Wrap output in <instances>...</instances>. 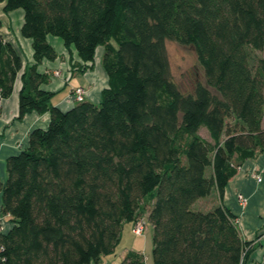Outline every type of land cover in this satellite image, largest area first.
I'll return each instance as SVG.
<instances>
[{
    "label": "trees",
    "instance_id": "1",
    "mask_svg": "<svg viewBox=\"0 0 264 264\" xmlns=\"http://www.w3.org/2000/svg\"><path fill=\"white\" fill-rule=\"evenodd\" d=\"M0 3L5 13L22 10L20 33L33 50L23 66L0 32V99L20 73L18 118L49 113L6 161L1 212L12 225L0 233V264L98 263L148 196L153 264H246L253 246L237 218L223 205L194 204L213 189L222 198L239 162L264 151V58L255 54L264 49V0ZM48 35L76 51L82 70L103 48L99 104H52L54 93L41 89L49 75L38 71L58 56ZM166 39L194 48L203 81L189 93L169 77ZM119 264L146 263L128 251Z\"/></svg>",
    "mask_w": 264,
    "mask_h": 264
},
{
    "label": "crops",
    "instance_id": "2",
    "mask_svg": "<svg viewBox=\"0 0 264 264\" xmlns=\"http://www.w3.org/2000/svg\"><path fill=\"white\" fill-rule=\"evenodd\" d=\"M3 5L0 3V32L4 40L20 54L23 66H29L33 63V50L31 40L24 38L20 33L23 12L17 9L5 13ZM4 15L15 17V25L12 26L9 19L4 21ZM47 41L54 47L58 56L54 61L43 60L38 65V71L46 72L49 75L48 83L41 85V89L54 93L51 99L52 104L63 111L74 106L78 101L74 99L71 92L77 87H82L85 90L84 100L99 104L102 90L108 86V78L101 65L103 48H97L93 65L82 70L79 57L72 47L67 49L61 38L50 35L47 36ZM69 67L72 68V73L68 78L55 76L56 69H61L65 74ZM20 88L19 73L11 94L7 98L0 99V209L2 206L1 187L7 178L6 161L8 157L26 148L28 134L33 128H46L49 123L48 112L32 111L26 113L22 118H18ZM254 173L261 175L260 181L253 176ZM211 193L213 195H210ZM211 193L209 194L210 198L199 199L197 201L200 203L199 207L195 209L207 211L217 205L226 207L237 218L235 224L241 238L250 241L253 246L246 264H261L264 260V151H257L253 157L239 162L238 170L229 180L222 198H219L215 189ZM238 194L247 198L244 208L238 202ZM0 217V233H5L10 229L12 223L9 216L2 212ZM128 223L133 228L134 222ZM132 228H130L131 231ZM120 239L121 234L119 241ZM128 251L141 253L140 250L134 248ZM128 251L122 253V257ZM122 257L120 258L122 259ZM120 258L110 254L102 256L98 263L90 264H119Z\"/></svg>",
    "mask_w": 264,
    "mask_h": 264
},
{
    "label": "rangeland",
    "instance_id": "3",
    "mask_svg": "<svg viewBox=\"0 0 264 264\" xmlns=\"http://www.w3.org/2000/svg\"><path fill=\"white\" fill-rule=\"evenodd\" d=\"M7 16L10 18H8ZM14 18L10 15H4V21H7V19H9L10 24H12V26H14L16 22V18ZM164 45L169 63L170 79L179 87V89L183 93L191 92L194 87V84L197 81H203V70L197 60L194 48L188 45H181L169 39L165 40ZM255 54L258 57L264 58V49L261 51H256ZM71 69L72 68L69 67L65 74L61 69H56L54 73L55 76H65L66 78H68L69 75L72 73ZM230 123V126H233L235 124V120L231 118ZM205 132H207L206 129H201V133L206 136ZM155 192L156 190L153 193ZM210 195H213V193H211ZM210 195L207 197L210 198ZM148 197H146L145 201L140 206L141 219L139 220H144L145 222V228L143 229L142 233L140 235L132 233L130 229L132 228V226L128 222H126V224L124 223L125 225L123 224L124 226H122L121 231V239L117 244L114 253L111 254V256L120 258L122 257V253L134 248L136 250L141 251L146 264H153L152 227L147 218L146 210V204H148V202L150 201ZM199 204L200 203L196 202L194 207H199Z\"/></svg>",
    "mask_w": 264,
    "mask_h": 264
},
{
    "label": "built area",
    "instance_id": "4",
    "mask_svg": "<svg viewBox=\"0 0 264 264\" xmlns=\"http://www.w3.org/2000/svg\"><path fill=\"white\" fill-rule=\"evenodd\" d=\"M72 95H73V97H74V99L76 101H82L85 98L86 92H85V90L82 87H77V88L73 89ZM253 176L258 181L261 180V175L260 174L254 173ZM237 198H238V202H239L240 206L242 208H244V206L247 203V199L241 194H238ZM0 214H1V209H0ZM0 220H1V217H0ZM144 228H145L144 220H137L135 222V224L133 225L132 231H133L134 234L140 235Z\"/></svg>",
    "mask_w": 264,
    "mask_h": 264
}]
</instances>
